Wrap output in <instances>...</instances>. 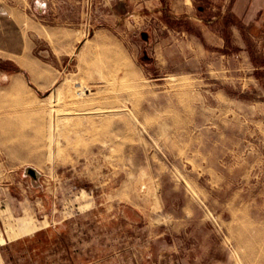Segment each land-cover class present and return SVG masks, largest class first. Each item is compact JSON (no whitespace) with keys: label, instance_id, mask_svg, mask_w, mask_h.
<instances>
[{"label":"rangeland","instance_id":"1","mask_svg":"<svg viewBox=\"0 0 264 264\" xmlns=\"http://www.w3.org/2000/svg\"><path fill=\"white\" fill-rule=\"evenodd\" d=\"M102 1L0 0V264H264L262 0L205 52Z\"/></svg>","mask_w":264,"mask_h":264},{"label":"crops","instance_id":"2","mask_svg":"<svg viewBox=\"0 0 264 264\" xmlns=\"http://www.w3.org/2000/svg\"><path fill=\"white\" fill-rule=\"evenodd\" d=\"M112 0H103V9H109ZM124 5L132 4L133 12L144 16L148 12L149 21H153L154 28L150 31L152 36L156 35L157 29H163L169 34L177 33L186 36L181 43L184 49L195 46L197 50L205 52V45L210 49H222L225 45V30L233 34L238 33V26L230 22L232 18H238L237 10H231L230 6L234 0H117ZM252 9V8H251ZM250 9V10H251ZM260 18L254 17L255 14L239 16L246 27H260L264 29V0L259 8ZM164 14L172 19L182 18L190 23V29H177L168 22H162ZM157 20L161 26H157ZM193 27L195 28L193 30ZM194 34H200L202 40L195 37ZM158 41L157 38L155 42Z\"/></svg>","mask_w":264,"mask_h":264},{"label":"water","instance_id":"3","mask_svg":"<svg viewBox=\"0 0 264 264\" xmlns=\"http://www.w3.org/2000/svg\"><path fill=\"white\" fill-rule=\"evenodd\" d=\"M142 37H143L144 39H147V35H146V34H143ZM32 174H34V173H32Z\"/></svg>","mask_w":264,"mask_h":264},{"label":"bare ground","instance_id":"4","mask_svg":"<svg viewBox=\"0 0 264 264\" xmlns=\"http://www.w3.org/2000/svg\"><path fill=\"white\" fill-rule=\"evenodd\" d=\"M60 112V111H59Z\"/></svg>","mask_w":264,"mask_h":264}]
</instances>
